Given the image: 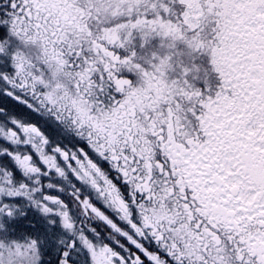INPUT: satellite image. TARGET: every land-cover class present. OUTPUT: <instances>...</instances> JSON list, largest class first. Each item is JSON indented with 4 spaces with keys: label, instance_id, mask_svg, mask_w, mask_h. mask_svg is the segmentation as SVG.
<instances>
[{
    "label": "snow or ice",
    "instance_id": "snow-or-ice-1",
    "mask_svg": "<svg viewBox=\"0 0 264 264\" xmlns=\"http://www.w3.org/2000/svg\"><path fill=\"white\" fill-rule=\"evenodd\" d=\"M0 264H264V0H0Z\"/></svg>",
    "mask_w": 264,
    "mask_h": 264
}]
</instances>
